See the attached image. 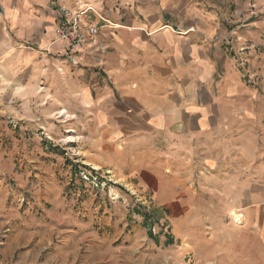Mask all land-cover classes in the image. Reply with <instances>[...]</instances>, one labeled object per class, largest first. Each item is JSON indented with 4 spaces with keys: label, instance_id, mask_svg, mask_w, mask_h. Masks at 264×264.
Instances as JSON below:
<instances>
[{
    "label": "crops",
    "instance_id": "crops-1",
    "mask_svg": "<svg viewBox=\"0 0 264 264\" xmlns=\"http://www.w3.org/2000/svg\"><path fill=\"white\" fill-rule=\"evenodd\" d=\"M54 4L102 18L94 17L98 35L83 47L80 65L54 62L66 85L60 90L52 76L47 98L50 111L67 116V143L80 166L107 172L114 192L135 189L165 206L186 244L190 205L208 197L194 189L214 197L224 188L226 204L243 206V225L264 242V79L251 86L227 44L264 41L247 19L236 24L245 7L231 12L204 0ZM251 66L264 77V53H251ZM38 257L27 250L22 262Z\"/></svg>",
    "mask_w": 264,
    "mask_h": 264
},
{
    "label": "rangeland",
    "instance_id": "rangeland-1",
    "mask_svg": "<svg viewBox=\"0 0 264 264\" xmlns=\"http://www.w3.org/2000/svg\"><path fill=\"white\" fill-rule=\"evenodd\" d=\"M204 1L231 12L245 7L236 24L247 19L244 24L264 40V0ZM0 5V264H264V242L244 220L234 221L243 206L226 204L224 188L218 197L194 189V196L208 197L190 205L192 244H186L165 206L140 199L135 189L114 192L107 172L80 166L67 143V116L50 111L52 99L47 100L52 76L60 90L66 85L65 77L58 82L54 62L74 66L48 25L56 32L61 8L75 11L56 7L54 0H0ZM92 15L95 22L98 16ZM228 43L242 75L256 76L246 81L257 86L264 77L251 66V53H264V41ZM138 211L155 212L148 226ZM34 249L38 259L22 262Z\"/></svg>",
    "mask_w": 264,
    "mask_h": 264
},
{
    "label": "built area",
    "instance_id": "built-area-1",
    "mask_svg": "<svg viewBox=\"0 0 264 264\" xmlns=\"http://www.w3.org/2000/svg\"><path fill=\"white\" fill-rule=\"evenodd\" d=\"M91 13L97 15L102 20L101 16L89 8L75 13L65 8H61L60 10L61 18L56 29L57 43L60 46V50L68 56L74 66L80 65L83 47L93 42L98 35L99 26L96 22L90 21ZM248 75L253 80L256 78V76H252V73ZM249 76H246V78H249ZM253 80H249L248 82L253 83ZM92 170L94 174L97 173L93 168ZM81 175L85 180H89L91 177V175L88 176L86 174L85 170H83Z\"/></svg>",
    "mask_w": 264,
    "mask_h": 264
},
{
    "label": "trees",
    "instance_id": "trees-1",
    "mask_svg": "<svg viewBox=\"0 0 264 264\" xmlns=\"http://www.w3.org/2000/svg\"><path fill=\"white\" fill-rule=\"evenodd\" d=\"M138 214H140V215H143L144 216V218H145V222H144V226H148V223H149V221H151V218H152V216H154L155 214V212L153 213H151V212H140V211H138L137 212ZM157 213V212H156ZM151 231V230H150ZM149 237L150 238H154V236H153V234H152V232H150V234H149ZM170 243V240L168 241V244Z\"/></svg>",
    "mask_w": 264,
    "mask_h": 264
},
{
    "label": "bare ground",
    "instance_id": "bare-ground-1",
    "mask_svg": "<svg viewBox=\"0 0 264 264\" xmlns=\"http://www.w3.org/2000/svg\"><path fill=\"white\" fill-rule=\"evenodd\" d=\"M233 219L237 224H241L243 222L242 215L234 213Z\"/></svg>",
    "mask_w": 264,
    "mask_h": 264
},
{
    "label": "water",
    "instance_id": "water-1",
    "mask_svg": "<svg viewBox=\"0 0 264 264\" xmlns=\"http://www.w3.org/2000/svg\"><path fill=\"white\" fill-rule=\"evenodd\" d=\"M3 12V9H2V7H1V5H0V13H2Z\"/></svg>",
    "mask_w": 264,
    "mask_h": 264
}]
</instances>
